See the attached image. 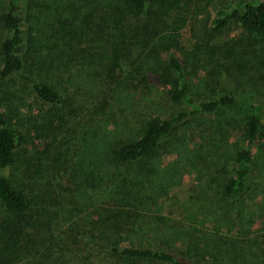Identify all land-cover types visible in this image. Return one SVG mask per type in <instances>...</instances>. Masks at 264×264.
Returning <instances> with one entry per match:
<instances>
[{
    "label": "trees",
    "instance_id": "1",
    "mask_svg": "<svg viewBox=\"0 0 264 264\" xmlns=\"http://www.w3.org/2000/svg\"><path fill=\"white\" fill-rule=\"evenodd\" d=\"M174 2L0 4L5 32L0 88L19 75L52 117L78 127L73 187H61L60 175L56 188L47 177L26 186L0 175L5 211L0 218V264H264V233L242 231L228 239L221 232L217 205L211 203L207 212L196 199L180 217L162 208L175 182L160 160L170 149L179 151L184 141L174 134L235 100L223 95L195 102L187 66L172 52L161 58L174 44ZM230 20L247 36H264V0H235L228 10L216 12L211 30L221 31ZM137 48L145 51L138 52L142 60L127 64V53ZM76 67L78 83H72ZM149 79L179 109L165 115L143 112L137 125L115 121L113 134L107 114L100 116L97 110L103 112L107 96L118 99ZM2 102L0 98V170L15 164L23 139L11 127ZM241 122L244 145L234 153L232 174L220 184L221 207L224 201L241 202L249 187L252 146L261 129L257 108L250 106Z\"/></svg>",
    "mask_w": 264,
    "mask_h": 264
},
{
    "label": "rangeland",
    "instance_id": "2",
    "mask_svg": "<svg viewBox=\"0 0 264 264\" xmlns=\"http://www.w3.org/2000/svg\"><path fill=\"white\" fill-rule=\"evenodd\" d=\"M234 1L175 0L177 19L173 20L174 31L171 32L174 44L160 54L164 58L169 52L175 53L187 66L190 95L195 102L223 95L235 99L231 105L179 128L174 135L175 139H184L180 150L170 149L160 160L164 170L169 167L175 182L169 195L161 201L164 211L170 210L172 216L180 217L186 206L196 199L197 204L201 201L207 207V212L211 203L217 205L221 232L228 239L237 237L242 231L251 232V236L264 233V36H247L231 20L221 31L211 30L216 12L228 10ZM2 2L0 0V4ZM4 34L0 25V40ZM138 52L142 51L137 48L127 53V64L142 60ZM73 72L71 82L78 83V67ZM122 95L118 99L107 96L109 106L103 104V112L97 110L100 116L107 114L110 122L107 129L113 134L115 121L137 125L135 122L143 112L165 115L179 109V105L165 99L164 89L150 79L146 86L130 87ZM0 98L11 127L23 136L15 164L0 170V175L26 186L47 177L52 188H56L54 181L57 182L60 175L61 187H73L71 180H75V176L71 172L76 159L73 153H78V127L52 117L48 105L36 98L31 86L19 75L6 80L0 88ZM250 106L257 108L261 129L252 146L249 187L241 202L232 205L224 201L222 208L220 184L232 174L234 153L244 145L241 118ZM57 114L60 116L62 111ZM4 214L0 204V218Z\"/></svg>",
    "mask_w": 264,
    "mask_h": 264
}]
</instances>
